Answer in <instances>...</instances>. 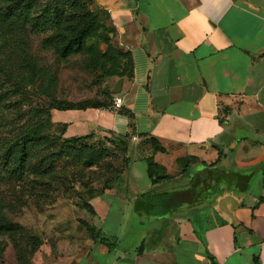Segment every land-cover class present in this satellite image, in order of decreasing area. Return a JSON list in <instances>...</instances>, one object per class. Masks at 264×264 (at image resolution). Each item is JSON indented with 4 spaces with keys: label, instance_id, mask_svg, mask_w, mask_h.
Instances as JSON below:
<instances>
[{
    "label": "crops",
    "instance_id": "0c3cea01",
    "mask_svg": "<svg viewBox=\"0 0 264 264\" xmlns=\"http://www.w3.org/2000/svg\"><path fill=\"white\" fill-rule=\"evenodd\" d=\"M93 2L129 53V74L112 93L122 104L53 110L51 119L67 138L128 135L143 155L120 189L89 200L87 221L113 249L93 242L87 254L34 264H264V0ZM148 138L163 151L133 143ZM147 156L166 178L152 182ZM165 203V212L190 207L146 225L143 212L163 215L152 209ZM193 209L203 213L197 225Z\"/></svg>",
    "mask_w": 264,
    "mask_h": 264
},
{
    "label": "rangeland",
    "instance_id": "374dc122",
    "mask_svg": "<svg viewBox=\"0 0 264 264\" xmlns=\"http://www.w3.org/2000/svg\"><path fill=\"white\" fill-rule=\"evenodd\" d=\"M13 2L0 0V6L5 8ZM22 5L18 16L23 26L20 42L27 61L36 73L46 70L54 81L47 93L38 76L20 84L15 71L26 72L22 54L13 46L0 51V264H34L42 255L89 253L97 239L83 224L88 223L90 213L85 205L92 195L105 189H120L133 156L143 155L130 144L131 138L108 133L70 144L62 126L51 119V112L59 110L54 108L57 106L109 103V94L126 65L117 54L112 27L87 37L85 49L79 53L65 59L57 53L60 41L92 17L106 23L105 11L94 4L88 5L90 14L67 6L59 10L57 0H24ZM47 6L60 11L58 25L53 16L45 14ZM28 131H36L40 140L27 143L21 167L11 174L2 156ZM68 135H75L72 125ZM137 142L149 143L147 139L133 140ZM80 144L88 149L85 153L80 152ZM92 153L101 157L90 164L87 156ZM138 168L145 173L144 163ZM169 185L160 184L155 189ZM187 207L176 206L157 216L143 212V221L147 225L149 219L171 217L189 210ZM195 207L198 204L192 205ZM199 211L193 209L191 213L195 225L203 217Z\"/></svg>",
    "mask_w": 264,
    "mask_h": 264
},
{
    "label": "trees",
    "instance_id": "16d2710c",
    "mask_svg": "<svg viewBox=\"0 0 264 264\" xmlns=\"http://www.w3.org/2000/svg\"><path fill=\"white\" fill-rule=\"evenodd\" d=\"M13 4L2 8L0 6V51H4L7 47L13 46L15 49L19 50L20 54H22V62L23 65L26 67V72L24 71H15L19 75V83H25L33 81L36 76L39 77L42 83V89L44 92H49L52 87V82L54 81L51 75L46 70H41L39 72H35L33 67L30 65V62L27 61L26 53L22 43L20 42V38L23 35V26L20 22L19 15L22 12L23 2L24 0H13ZM94 4L93 0H57L58 9L60 10L62 7L67 6L75 11L84 12L86 14H90L91 11L88 9V5ZM97 7V6H96ZM99 8V7H98ZM57 9V10H58ZM101 9V8H100ZM54 10L51 6H47L45 8V14L49 16H53L55 23L58 25L60 21V11ZM103 10V9H102ZM104 11V10H103ZM106 13V23L98 22L94 17L90 19L84 26L79 27L78 29L68 33L66 37H64L57 48V53L61 59L67 58L69 55L76 54L81 52L85 49L84 41L87 37L95 36L98 34L99 30L106 29V26L112 27L114 31V27L108 23V14ZM90 50V49H88ZM118 55H121L125 60V69L120 77L129 74V53L122 51L118 47L117 51ZM1 54V53H0ZM110 101L106 104H99V105H90V106H78L74 103H69L64 106H57L54 107L59 110H67V109H85L88 107H106L111 104H114V99L112 93L109 94ZM56 123V122H55ZM62 126V134L65 130L66 125L64 123H57ZM93 134H87L84 136H76V137H69L67 142L70 144H78L83 137L92 136ZM116 136H127L128 135H116ZM130 138V137H128ZM33 139H39L36 135V131H28L24 136H22L19 142L13 143L3 154L2 158L5 162V166L8 168V172L11 174H15L18 172V169L22 165L23 157L27 151V143L32 141ZM40 140V139H39ZM149 144H151L154 151H163V148L158 144V142L153 138L147 139ZM79 150L81 153H85L88 149L83 148L80 144ZM101 157L100 153H92L88 155L87 158L89 159V163H96L98 159ZM147 167L146 172L148 177L152 180V182H157L161 179L166 178L167 176L163 175L157 177L154 175L155 170V162L153 161L152 156H147L145 158ZM105 189V188H104ZM103 189V190H104ZM95 194V193H93ZM98 195V194H95ZM95 195H92L95 196ZM87 211L91 214H94L93 207L87 203L85 205ZM87 231L92 234L96 239L97 242L104 244L108 247L109 250L113 249L114 241L111 237L104 235L100 229H97L95 226L84 222L83 223ZM11 229V227H9ZM257 260H254V264H256Z\"/></svg>",
    "mask_w": 264,
    "mask_h": 264
},
{
    "label": "water",
    "instance_id": "95a60500",
    "mask_svg": "<svg viewBox=\"0 0 264 264\" xmlns=\"http://www.w3.org/2000/svg\"><path fill=\"white\" fill-rule=\"evenodd\" d=\"M121 82H122V79H121V78H119V79L116 81L114 87L112 88V93L116 94V93L119 92L120 87H121ZM165 204H166V207L161 206V207H159V208H157V209L154 207V208L152 209V213H156V214H163V213H165V209H167L168 206H169L168 203H165Z\"/></svg>",
    "mask_w": 264,
    "mask_h": 264
},
{
    "label": "built area",
    "instance_id": "2783aa9c",
    "mask_svg": "<svg viewBox=\"0 0 264 264\" xmlns=\"http://www.w3.org/2000/svg\"><path fill=\"white\" fill-rule=\"evenodd\" d=\"M121 104H122V99H121V97H118V96L115 97V98H114V106L118 108V107L121 106Z\"/></svg>",
    "mask_w": 264,
    "mask_h": 264
}]
</instances>
